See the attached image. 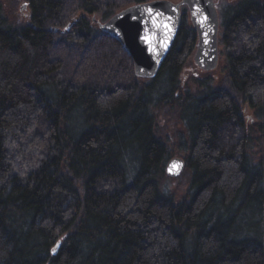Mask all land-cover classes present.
I'll use <instances>...</instances> for the list:
<instances>
[{"label": "trees", "instance_id": "1", "mask_svg": "<svg viewBox=\"0 0 264 264\" xmlns=\"http://www.w3.org/2000/svg\"><path fill=\"white\" fill-rule=\"evenodd\" d=\"M23 1L0 0V264H264V0L222 9L217 79H184L187 7L142 79L93 18L158 0Z\"/></svg>", "mask_w": 264, "mask_h": 264}, {"label": "water", "instance_id": "2", "mask_svg": "<svg viewBox=\"0 0 264 264\" xmlns=\"http://www.w3.org/2000/svg\"><path fill=\"white\" fill-rule=\"evenodd\" d=\"M187 7L191 23L198 33L195 65L204 72H213L219 66L220 15L215 0H181L178 3L158 0L127 8L106 22L93 18L100 31L117 39L132 57L138 78L154 79L177 38L182 8ZM27 8L24 4L22 11ZM178 164L179 167H172ZM185 160L172 158L166 166V175L178 178L185 169ZM57 248L53 252L55 255Z\"/></svg>", "mask_w": 264, "mask_h": 264}, {"label": "rangeland", "instance_id": "3", "mask_svg": "<svg viewBox=\"0 0 264 264\" xmlns=\"http://www.w3.org/2000/svg\"><path fill=\"white\" fill-rule=\"evenodd\" d=\"M1 1L4 3L6 10L9 13L10 19L14 22L17 21V15H19L18 12H20V11L21 12H28V8H26L25 10L22 11V7L25 4L23 0H1ZM231 1H233V0H215L217 10H218L220 17L222 14V9L227 7V5ZM98 29H99V27H98ZM99 31H100V29H99ZM221 50H222V48L219 46V51L221 52ZM192 63L194 64V66H196L194 63V56L192 58ZM224 65H225L224 58L222 56H220L219 66L215 70V72H217V73H212V75H210L211 79H214V78L217 79L220 76V73H221L220 71L222 70ZM188 72H189V70H187L185 72V75L187 77H185L184 79H187V78L190 79V77H195L196 79H201L204 77L203 73H199V72H203L199 68H198V70H192L190 73H188ZM160 129L164 134H166V136H164L165 139H167L169 144H172V145H173V142L175 141V138L177 139L183 133L181 126H177L173 122L169 123V121L167 119H162L160 121ZM176 157L181 158L180 156H176ZM176 157H174V158H176ZM168 187L171 188L172 191H174L178 196H181V195H183V193L186 190L187 180L181 179L178 181H168Z\"/></svg>", "mask_w": 264, "mask_h": 264}, {"label": "snow or ice", "instance_id": "4", "mask_svg": "<svg viewBox=\"0 0 264 264\" xmlns=\"http://www.w3.org/2000/svg\"><path fill=\"white\" fill-rule=\"evenodd\" d=\"M172 167L178 168L179 165L178 164H174ZM55 251V250H54Z\"/></svg>", "mask_w": 264, "mask_h": 264}]
</instances>
